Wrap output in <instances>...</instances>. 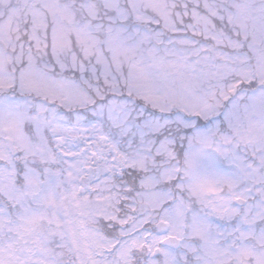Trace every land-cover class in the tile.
Returning a JSON list of instances; mask_svg holds the SVG:
<instances>
[{
	"label": "snow or ice",
	"instance_id": "snow-or-ice-1",
	"mask_svg": "<svg viewBox=\"0 0 264 264\" xmlns=\"http://www.w3.org/2000/svg\"><path fill=\"white\" fill-rule=\"evenodd\" d=\"M0 264H264V0H0Z\"/></svg>",
	"mask_w": 264,
	"mask_h": 264
}]
</instances>
